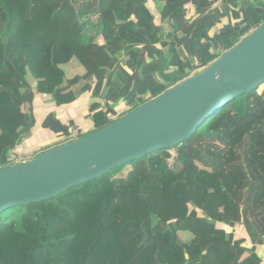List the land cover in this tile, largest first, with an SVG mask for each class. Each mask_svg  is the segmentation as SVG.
Listing matches in <instances>:
<instances>
[{"label":"trees","instance_id":"1","mask_svg":"<svg viewBox=\"0 0 264 264\" xmlns=\"http://www.w3.org/2000/svg\"><path fill=\"white\" fill-rule=\"evenodd\" d=\"M263 22L264 0H0V167L33 155L20 145L37 127L55 137L39 151L101 129ZM86 93L88 132L38 112ZM263 250L264 84L185 143L0 213V264H264Z\"/></svg>","mask_w":264,"mask_h":264},{"label":"water","instance_id":"2","mask_svg":"<svg viewBox=\"0 0 264 264\" xmlns=\"http://www.w3.org/2000/svg\"><path fill=\"white\" fill-rule=\"evenodd\" d=\"M264 84V22L205 67L80 138L0 167V213L51 200L188 141L218 110Z\"/></svg>","mask_w":264,"mask_h":264},{"label":"rangeland","instance_id":"3","mask_svg":"<svg viewBox=\"0 0 264 264\" xmlns=\"http://www.w3.org/2000/svg\"><path fill=\"white\" fill-rule=\"evenodd\" d=\"M150 6H151V9L155 15V18L157 19V14H158L160 5L156 3L154 5L150 4ZM228 21H231V20L228 19ZM93 30H94L93 28L89 29V33L93 34ZM94 41L99 43V44H102V39L99 36L94 38ZM11 74L14 76V70L11 71ZM42 99L43 98L38 99V103H39L38 112H39V114H42V113H45V112H48V111L55 109L54 111L60 115V118H61L63 123L68 124V121H73V123L78 125V127L83 132H87L88 130L91 129V127L89 126L90 122L87 119L86 114L88 112L89 107H91L92 104L96 103L97 100L90 98L88 93L83 94L81 97H79V99L75 100L72 103L62 105V107L52 105L51 109L42 105ZM99 103L103 104L102 101H100ZM64 107H67V108H64ZM110 109L114 112V115H116L117 112L123 111L124 108L122 107V104L118 103V104H114V105L110 106ZM54 141H55V137L53 134L49 133L48 131L41 129L40 127H37L35 129L33 135L21 143L20 146H21V149L23 150V151H21V153H25V151H27V152L30 151V154L35 155V154L41 152V151H39L40 147L51 145L52 142H54ZM32 156L29 155V156L25 157L23 155H20V157L18 159H25V158L32 157ZM18 159H16V160H18ZM236 229H237V231L239 230L238 228H236ZM246 245H248V244H246ZM262 252H263L262 253L263 255L261 257L264 259V250Z\"/></svg>","mask_w":264,"mask_h":264},{"label":"crops","instance_id":"4","mask_svg":"<svg viewBox=\"0 0 264 264\" xmlns=\"http://www.w3.org/2000/svg\"><path fill=\"white\" fill-rule=\"evenodd\" d=\"M89 96H90V95H89ZM78 99H79V98H78ZM64 108H67V107H64ZM50 109H51V108H50ZM54 110H55V109H53L52 111H54ZM58 116L60 117L59 114H58ZM60 119H61V118H60ZM89 124H90L89 126L92 127L91 123H89ZM88 131H89V130H88ZM88 131H87V132H88Z\"/></svg>","mask_w":264,"mask_h":264}]
</instances>
